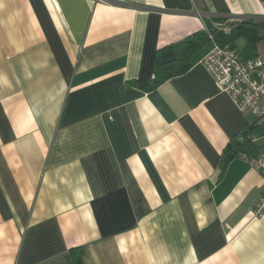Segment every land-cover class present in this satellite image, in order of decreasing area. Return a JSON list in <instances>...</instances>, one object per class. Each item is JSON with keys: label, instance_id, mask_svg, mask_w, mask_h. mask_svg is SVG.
Instances as JSON below:
<instances>
[{"label": "crops", "instance_id": "crops-1", "mask_svg": "<svg viewBox=\"0 0 264 264\" xmlns=\"http://www.w3.org/2000/svg\"><path fill=\"white\" fill-rule=\"evenodd\" d=\"M242 21L263 53L264 0H0V264H264L262 134L222 168L264 118L202 62Z\"/></svg>", "mask_w": 264, "mask_h": 264}, {"label": "built area", "instance_id": "built-area-1", "mask_svg": "<svg viewBox=\"0 0 264 264\" xmlns=\"http://www.w3.org/2000/svg\"><path fill=\"white\" fill-rule=\"evenodd\" d=\"M223 30L229 32L230 26L223 25ZM211 39L213 46L202 59L208 72L242 112L264 118V52L243 59L237 48L216 42L212 35ZM261 137L264 139V133ZM257 139L253 137L254 141ZM251 162L264 178V145L260 154L251 158ZM252 212L254 216L264 215V191Z\"/></svg>", "mask_w": 264, "mask_h": 264}, {"label": "trees", "instance_id": "trees-1", "mask_svg": "<svg viewBox=\"0 0 264 264\" xmlns=\"http://www.w3.org/2000/svg\"><path fill=\"white\" fill-rule=\"evenodd\" d=\"M258 28L259 26L254 22L242 21L231 24L229 32L213 27H210V30L218 43L229 44L232 47L237 48L241 58L246 59L255 55L257 43L263 38V36L259 34ZM240 37L247 40V44L242 48H239L237 44V39ZM204 38H208L207 34L204 31H201L186 38L183 42L160 49L155 60L153 78L149 83L144 85V88L147 90L155 89L168 79L186 72L191 65L190 57L193 53V49L198 43H200V40ZM171 48L177 49V57L173 61L161 63L162 55ZM255 130L256 132L263 134L264 122L255 129L244 133L241 140L234 139L229 143L223 152V170L225 169L228 161L239 152L246 153L248 155L257 154L258 147L252 138V134Z\"/></svg>", "mask_w": 264, "mask_h": 264}, {"label": "rangeland", "instance_id": "rangeland-1", "mask_svg": "<svg viewBox=\"0 0 264 264\" xmlns=\"http://www.w3.org/2000/svg\"><path fill=\"white\" fill-rule=\"evenodd\" d=\"M237 43L242 46L243 45V37L238 38Z\"/></svg>", "mask_w": 264, "mask_h": 264}]
</instances>
